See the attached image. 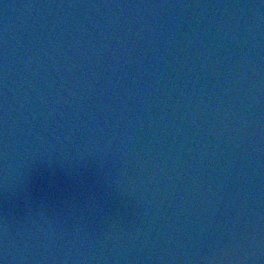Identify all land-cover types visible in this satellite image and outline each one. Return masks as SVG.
Here are the masks:
<instances>
[{
  "label": "water",
  "instance_id": "95a60500",
  "mask_svg": "<svg viewBox=\"0 0 264 264\" xmlns=\"http://www.w3.org/2000/svg\"><path fill=\"white\" fill-rule=\"evenodd\" d=\"M0 264H264V0H0Z\"/></svg>",
  "mask_w": 264,
  "mask_h": 264
}]
</instances>
